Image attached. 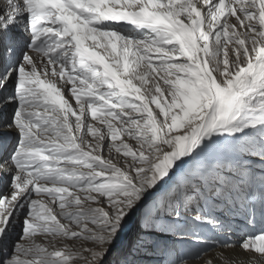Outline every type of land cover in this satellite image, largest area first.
<instances>
[{
  "label": "snow or ice",
  "instance_id": "snow-or-ice-1",
  "mask_svg": "<svg viewBox=\"0 0 264 264\" xmlns=\"http://www.w3.org/2000/svg\"><path fill=\"white\" fill-rule=\"evenodd\" d=\"M264 264V0H0V264Z\"/></svg>",
  "mask_w": 264,
  "mask_h": 264
},
{
  "label": "rangeland",
  "instance_id": "rangeland-1",
  "mask_svg": "<svg viewBox=\"0 0 264 264\" xmlns=\"http://www.w3.org/2000/svg\"><path fill=\"white\" fill-rule=\"evenodd\" d=\"M190 264H198V261L192 260V261H190Z\"/></svg>",
  "mask_w": 264,
  "mask_h": 264
}]
</instances>
